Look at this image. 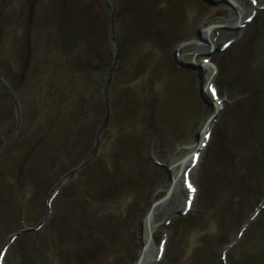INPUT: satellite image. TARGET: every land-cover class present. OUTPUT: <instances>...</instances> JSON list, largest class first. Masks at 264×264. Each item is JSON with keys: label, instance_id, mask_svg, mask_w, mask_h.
Listing matches in <instances>:
<instances>
[{"label": "rangeland", "instance_id": "obj_1", "mask_svg": "<svg viewBox=\"0 0 264 264\" xmlns=\"http://www.w3.org/2000/svg\"><path fill=\"white\" fill-rule=\"evenodd\" d=\"M107 2L110 9L105 0H87L55 11L43 0H0V78L8 84L0 80V249L41 221L60 180L96 148L59 188L57 228L19 237L7 264H34L37 252L36 264H51L54 247L67 239L93 256L103 252L92 264H133L150 204L170 185L165 167L197 145L208 109L201 74L179 67L174 53L191 44L183 53L188 63L205 44L199 30L225 25L233 9L203 0ZM218 30L229 34L217 48L241 38L214 54L225 109L194 176V209L180 214L182 192L156 213L154 247L168 241L156 264H222L225 249L229 264H264V211L251 218L264 202V11L239 33ZM78 207L76 226L70 216Z\"/></svg>", "mask_w": 264, "mask_h": 264}, {"label": "bare ground", "instance_id": "obj_2", "mask_svg": "<svg viewBox=\"0 0 264 264\" xmlns=\"http://www.w3.org/2000/svg\"><path fill=\"white\" fill-rule=\"evenodd\" d=\"M231 1L235 5L234 8H235L236 11L232 14L234 19L233 20H228L226 25L229 26V27H234L235 24L238 23L239 20H241V18H242V20L244 19L243 16L246 13V11L248 9H250V7L248 6L246 0H231ZM254 9L255 8H251V10H254ZM215 15H217V12L215 13ZM245 19H246V17H245ZM217 30H218V26L217 25H213V26H210V28H206L203 31L201 36L204 39V41L207 42V45L206 46L204 45L203 47H196V49H197V50H195L197 52L196 54L207 53L212 48L216 47V40H218V38L216 39ZM228 34H229V32H221V34H219V37L226 36ZM239 45H240V42H238V40H236L231 45V48H236ZM190 46L191 45H187V47H190ZM197 56L198 55H196V57L192 58V59H193V61H195V63L196 62L198 63L199 61L202 62V65L199 64L198 67L200 68V70L203 73V78H204V82L203 83L206 84L207 82H212L214 80V78H215L214 74L217 72L216 71L217 70V66H216V63L214 62V58H212L209 61L208 65H204L203 64L204 59H208L209 57L205 56V57H202V58H198ZM185 57H187V56H185ZM217 111H219V108L217 109L215 107H212V108H210L207 111V113H206L207 118L205 120V124L209 120V118L213 114H215ZM212 126H213L212 122L207 124V127H209V129H211ZM183 158L176 159L173 162H171V164L169 165V167H170V169L172 170V173H173L172 181L170 183V185H173L172 193H171L172 195L170 194L173 197V199L174 198H180V196L182 195V188H181L180 180H179V177H180L179 176V170L182 167V165L185 164V160L183 161ZM183 172L184 171L182 170L181 173H183ZM159 210H160L159 208L158 209L157 208L154 209V211L152 209L151 212H149L150 213V215H149L150 218L148 219V221L146 223L143 224L144 239L146 240L145 242L147 243V247H146L145 253L142 254L141 262L140 263L136 262V264H155L156 260H153V256L155 257V255H156V254H154L155 252H154V249H153L154 234H155L154 228H156V219H155L156 218V213ZM150 233H151L152 244L148 243L149 242L148 241V238H149L148 236L150 235Z\"/></svg>", "mask_w": 264, "mask_h": 264}, {"label": "snow or ice", "instance_id": "obj_3", "mask_svg": "<svg viewBox=\"0 0 264 264\" xmlns=\"http://www.w3.org/2000/svg\"><path fill=\"white\" fill-rule=\"evenodd\" d=\"M189 186L191 187V184H189ZM193 191H194V189H193Z\"/></svg>", "mask_w": 264, "mask_h": 264}]
</instances>
